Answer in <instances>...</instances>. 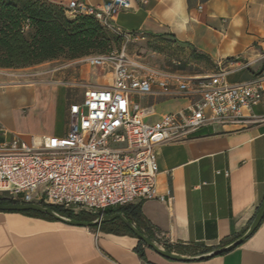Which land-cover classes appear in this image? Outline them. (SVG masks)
I'll list each match as a JSON object with an SVG mask.
<instances>
[{
	"label": "crops",
	"instance_id": "0c3cea01",
	"mask_svg": "<svg viewBox=\"0 0 264 264\" xmlns=\"http://www.w3.org/2000/svg\"><path fill=\"white\" fill-rule=\"evenodd\" d=\"M46 1L66 8L73 0ZM130 1L131 7L113 18L112 27L161 47L159 53L149 52L158 58L157 69L190 82L220 69L228 84L264 78V0ZM83 59L0 69L2 86L10 85L13 76L36 75L34 82L15 86L38 88L35 100L42 125L29 136L0 123L27 141L32 136H64L69 107L83 101L85 89L111 82L110 74ZM197 98L147 95L133 100L152 109L144 121L154 123L185 110ZM62 114L65 121L59 127ZM242 115V123L205 124L187 140L157 148L156 197L135 204L140 205L141 232L158 247L196 257L228 246L247 231L264 199V88L260 102ZM27 116L20 114L21 119ZM100 225L72 226L0 211V264H264V220L236 248L189 261L163 257L138 245V238L107 233Z\"/></svg>",
	"mask_w": 264,
	"mask_h": 264
},
{
	"label": "built area",
	"instance_id": "2783aa9c",
	"mask_svg": "<svg viewBox=\"0 0 264 264\" xmlns=\"http://www.w3.org/2000/svg\"><path fill=\"white\" fill-rule=\"evenodd\" d=\"M130 7V0H101L98 7L73 0L66 8L70 17L92 16L114 29L113 18ZM83 62L110 74L111 82L85 89L83 101L69 107L64 136H32L27 141L0 123L1 198L60 206L73 214L102 213L153 199L157 148L185 141L205 124L242 123L243 110L260 102L264 88L263 77L228 84L221 69L192 82L181 80L130 58L124 47L84 57ZM147 95L198 98L185 110L147 123L144 118L152 109L133 100Z\"/></svg>",
	"mask_w": 264,
	"mask_h": 264
},
{
	"label": "trees",
	"instance_id": "16d2710c",
	"mask_svg": "<svg viewBox=\"0 0 264 264\" xmlns=\"http://www.w3.org/2000/svg\"><path fill=\"white\" fill-rule=\"evenodd\" d=\"M112 50L115 49L104 27L92 16L79 14L70 17L67 8L46 0H25L19 4L0 0V69L28 68L52 60H74ZM16 203L0 198L1 205ZM40 205L60 216L83 222H90L102 214L121 212L141 232L139 204L108 208L94 215L84 212L74 215L60 206ZM16 213L56 221L33 211ZM100 228L107 233L135 237L119 219L103 223ZM138 245L144 244L139 240Z\"/></svg>",
	"mask_w": 264,
	"mask_h": 264
},
{
	"label": "rangeland",
	"instance_id": "374dc122",
	"mask_svg": "<svg viewBox=\"0 0 264 264\" xmlns=\"http://www.w3.org/2000/svg\"><path fill=\"white\" fill-rule=\"evenodd\" d=\"M104 30L111 39L113 49L117 50L124 47L130 58L137 59L148 67L156 68L158 58L149 54V52L157 50V53H159L161 50L159 48L161 47L151 45L150 42L143 39H136L134 36L128 37V35L111 28L104 27ZM165 52L169 55L171 54L170 50H166L163 53ZM35 78L36 75L32 77L29 74L13 76L12 82L8 83L10 85L2 86L0 89V122L13 131H17L20 128L22 131L27 132L29 136L37 133L42 125L39 121V115H37L38 109L35 100L38 88L15 85L34 82ZM77 101L81 100L77 99ZM20 114H27L28 116L26 119H21ZM59 119L61 122L59 123L60 127L65 121L64 114L60 115Z\"/></svg>",
	"mask_w": 264,
	"mask_h": 264
},
{
	"label": "water",
	"instance_id": "95a60500",
	"mask_svg": "<svg viewBox=\"0 0 264 264\" xmlns=\"http://www.w3.org/2000/svg\"><path fill=\"white\" fill-rule=\"evenodd\" d=\"M0 211L2 212H21V211H33L39 214L47 215L51 218H53L56 221H59L61 223L72 225V226H82V227H94L99 226L100 224L107 223L110 221H113L115 219H119L121 223H123L127 229H129L132 234L138 238L143 244H145L147 247L151 248L153 251H155L157 254L166 257L168 259L173 260H180V261H189V260H200L204 258H208L211 256H216L225 252H228L237 246H239L245 239H247L249 236L252 235V233L257 229L259 224L261 223L263 216H264V199L259 206L250 226L248 227L247 231L239 237L236 241L229 244L228 246H225L223 248L217 249L215 251H212L210 253H206L200 256L196 257H180L179 255L170 253L166 250H164L161 247H158L154 242H152L146 235H144L142 232H140L136 226L129 222L128 219L121 213L116 212L111 215H102L90 222H83V221H76L72 220L63 216H60L56 212H54L52 209L48 207H43L38 204H8V205H1L0 204Z\"/></svg>",
	"mask_w": 264,
	"mask_h": 264
}]
</instances>
